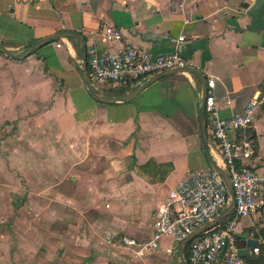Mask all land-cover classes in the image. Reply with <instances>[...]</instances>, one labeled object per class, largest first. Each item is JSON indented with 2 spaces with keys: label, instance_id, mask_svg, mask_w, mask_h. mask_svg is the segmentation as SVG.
I'll return each instance as SVG.
<instances>
[{
  "label": "crops",
  "instance_id": "obj_1",
  "mask_svg": "<svg viewBox=\"0 0 264 264\" xmlns=\"http://www.w3.org/2000/svg\"><path fill=\"white\" fill-rule=\"evenodd\" d=\"M107 25L119 28L123 38L105 39L102 30ZM62 30L81 32L90 52L117 50L128 44L154 56L177 51L187 65L215 80L217 100L230 99L221 110L225 117L242 110L256 92H264V0H0V42L15 54ZM181 35L186 39L177 49L172 39ZM75 41H79V49ZM81 49V41L71 37L47 44L23 60L0 52V87L9 81L12 87L19 81L18 73L29 87H39L30 92L38 94V99L27 98V106L15 107V111L29 107L27 123H19V135L28 125L29 131L42 136V141L28 142L34 152L33 165L87 167L103 159L108 167L100 186L95 185L94 177L75 178V195L63 190L60 176L29 178L28 197L42 208L35 211L43 214V227L51 232L44 233L49 252L56 255L62 246L56 232L65 230L70 215L77 214L79 264H176L175 248L166 257L175 243L172 236H164L172 237V244L160 241L158 249L143 256L108 238L130 235L146 240L160 210L173 200L172 191L187 173L210 166L202 149L200 125L198 133L194 129L184 132L178 123L194 117L202 99V78L190 72L176 73L157 80L131 102L101 103L89 94L83 80ZM4 73L11 79L3 80ZM99 85L118 87L112 82ZM128 88L124 95L131 91ZM4 103L0 93L1 109ZM252 129L257 153L250 165L264 173V103ZM117 152L121 158L115 157ZM211 152L222 164L220 152ZM139 166H145L143 170L153 182L138 173ZM101 196L107 198L103 203L110 209L107 216L96 214L102 212L98 205ZM173 203L181 206L178 201ZM262 228L264 209L239 221L237 246L247 248L248 239L259 241L255 246L260 251L253 252V246L247 257L251 260L264 256ZM33 229H37L35 223L28 225L29 233ZM20 242L18 239L19 249ZM67 250L58 256L61 261Z\"/></svg>",
  "mask_w": 264,
  "mask_h": 264
},
{
  "label": "built area",
  "instance_id": "obj_2",
  "mask_svg": "<svg viewBox=\"0 0 264 264\" xmlns=\"http://www.w3.org/2000/svg\"><path fill=\"white\" fill-rule=\"evenodd\" d=\"M102 33L108 41L123 38L122 31L115 26H104ZM185 39L183 35L173 38L175 48L178 49ZM88 53L89 73L94 83L135 86L156 72L187 65L177 51L154 56L130 44L117 50H92ZM214 87L215 80L209 78L207 133L211 149L220 152L222 166L230 176L235 192V214L191 240L187 264H253L239 254L237 235L241 218L264 209V173L250 165L257 153V141L248 135V130L255 124L258 109L264 103V92H256L242 110L225 117L221 115V110L229 105L230 99L217 100ZM202 96L203 91L200 98ZM171 198L173 200L160 210L154 222V231L146 240L130 235H113L108 240L143 256L148 251L158 249L164 236H172L178 242L195 228L216 218L231 202L229 189L222 175L214 168L190 170L172 191ZM174 201L180 202L181 206H174ZM259 251V246L253 248L255 253Z\"/></svg>",
  "mask_w": 264,
  "mask_h": 264
},
{
  "label": "rangeland",
  "instance_id": "obj_3",
  "mask_svg": "<svg viewBox=\"0 0 264 264\" xmlns=\"http://www.w3.org/2000/svg\"><path fill=\"white\" fill-rule=\"evenodd\" d=\"M75 43L79 49V41H75ZM35 73L38 72L35 71ZM21 75V73H18L17 77L19 81H16L12 87L10 81L4 82V86L0 87V93L6 102L4 103V108H0V264H79V259H77L79 250L76 248V245H79V215L71 214L67 220L68 225L66 229L56 232L62 246L56 249V255H52L49 252L50 244L46 242V236L51 234V232L43 227L45 225L43 214H37L35 211V208H42L34 204L33 201L31 202L28 197V180L30 177L36 175L47 179L60 176L64 179L63 190L69 194L72 193L71 195H75L73 189L75 178H78L79 175L88 178L94 177L96 178L95 185L100 186V184H103L101 183L103 179L107 176L106 170L108 167L104 165L105 161L103 159L96 160L95 163L87 167L65 166L60 168L38 165L35 167L33 165L34 152L29 150L28 142L42 141L40 139L42 136L39 137L33 134L31 132L33 131L32 129L29 131L28 125L24 127V132L19 135V123L23 124V126L27 123L26 117L29 107L28 109H21L19 111H15V107L17 105L21 108L27 106V98L38 99V94L31 95L30 92L39 87H37L38 85L29 87L26 80L21 78ZM1 78L7 81L11 79V75L4 73ZM95 84L98 92L107 96L124 93L126 89V86L123 88L122 86L113 88L112 85H108V87L100 86L99 82ZM201 100L199 99L197 111L192 119L178 120L182 131L190 132L194 129L196 133L199 132V107ZM40 109L43 110L44 108L41 107ZM120 155L117 152L115 157L121 158L122 156ZM207 168L213 167L210 165ZM59 169L61 171L56 174L55 171ZM106 199L105 196L99 197L98 205L102 209V212L98 211L96 214L100 216L108 215L107 212L110 209L103 206V203H106ZM74 202L79 203L78 200ZM93 203L95 204V202ZM18 209H21L22 212L16 213ZM17 216L20 217L18 218ZM34 223L37 229H33L34 232L29 233L27 231L28 225ZM149 225L153 224L149 223ZM18 230L21 236L18 235ZM45 231L46 236L44 237ZM104 237L106 239L107 234ZM14 238L15 243L13 244ZM18 239H21L20 249L18 248ZM172 239V237H164L161 241L162 244H172ZM27 241L30 242L29 247ZM176 244L177 242L173 246L170 245V249H172L166 253V257L169 258L171 256ZM66 249H68V254L66 253L65 260L61 261L58 256L63 255ZM176 255L178 256V253Z\"/></svg>",
  "mask_w": 264,
  "mask_h": 264
},
{
  "label": "water",
  "instance_id": "obj_4",
  "mask_svg": "<svg viewBox=\"0 0 264 264\" xmlns=\"http://www.w3.org/2000/svg\"><path fill=\"white\" fill-rule=\"evenodd\" d=\"M69 37H76L81 41L82 49V67H81V74L83 77V80L85 82V85L87 87L88 92L93 96L98 102L101 103H118V102H124L128 103L134 100L139 94H141L146 88H148L151 84L156 82L157 80L169 76L176 73L181 72H190L194 73L196 75H199L202 78L203 82V96L201 100V104L199 107V125H200V136H201V142H202V149L205 158L209 162V164L217 170L223 177L231 196V202L228 205V207L221 212L216 218L213 220L207 222L206 224L199 226L195 228L191 233H189L187 236L179 240L175 246L174 254L178 253V259L174 257V260L176 264H187L185 257H184V247L188 242L193 240L194 238L198 237L203 232L221 224L226 218L229 217V215L234 211L236 206V200H235V192L234 188L230 179V176L227 172V170L220 164V162L213 156L211 152V147L209 143V137L207 133V122H206V99L208 97V81L209 78L197 67L191 66V65H184L173 69L163 70L160 72H156L151 77H149L146 81L138 85L136 88H134L132 91L127 93L126 95H114V96H107L100 94L95 86V83L91 79L90 73H89V64H88V46H87V40L85 36L76 30H62L57 31L52 34H49L47 36H44L40 39H38L32 46L27 48L24 52L21 54H15L11 50H9L4 44L0 42V52L14 58L16 60H23L33 53H35L37 50L41 49L47 44L56 42L61 39L69 38ZM259 243L256 239H248V246L247 248H239V254L244 257H249L251 255V248Z\"/></svg>",
  "mask_w": 264,
  "mask_h": 264
},
{
  "label": "trees",
  "instance_id": "obj_5",
  "mask_svg": "<svg viewBox=\"0 0 264 264\" xmlns=\"http://www.w3.org/2000/svg\"><path fill=\"white\" fill-rule=\"evenodd\" d=\"M69 38H71V37H69ZM117 85V84H116ZM118 87H120V85H117ZM138 85H135V86H130V85H128V90H133L134 88H136ZM114 88H116V87H114ZM126 93V89H125V92L124 93H120V94H118L119 96H122V95H124ZM90 94V93H89ZM91 95V94H90ZM93 97V96H92ZM94 98V97H93ZM95 99V98H94ZM96 100V99H95ZM248 135L251 137V138H256V134H255V132H254V130L253 129H249L248 130ZM210 165V164H209ZM145 166H148V164H146ZM145 166H139L138 167V173L141 175V176H144L146 179H148L149 181H151V178L149 177V176H147L146 174H145V171L143 170V167H145ZM151 182H153V181H151ZM234 214H235V211H233L230 215H229V217L228 218H226V220H229V219H231L233 216H234ZM261 233L263 234V236H264V228H262L261 229ZM191 243H192V241H190V242H188L187 244H186V246L184 247V250H183V253H184V257H185V260H186V262L187 263H189V258H190V245H191ZM251 263H253V264H264L263 263V261H264V256H258V257H256L254 260H251V259H249V258H247Z\"/></svg>",
  "mask_w": 264,
  "mask_h": 264
}]
</instances>
